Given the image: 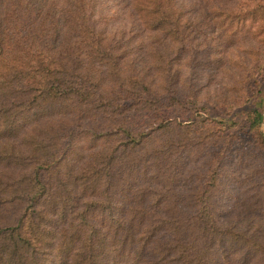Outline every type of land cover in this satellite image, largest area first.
<instances>
[{
  "label": "trees",
  "instance_id": "trees-1",
  "mask_svg": "<svg viewBox=\"0 0 264 264\" xmlns=\"http://www.w3.org/2000/svg\"><path fill=\"white\" fill-rule=\"evenodd\" d=\"M101 5L0 0V264H264L256 234L218 221L221 149L185 194L181 161L211 139L165 135L206 122L227 140L236 122L192 111L186 123L164 119L160 92L123 68ZM122 8L182 43L176 0ZM173 72L167 63L171 100ZM129 114L154 118L137 126ZM262 119L254 109L247 122L264 145Z\"/></svg>",
  "mask_w": 264,
  "mask_h": 264
},
{
  "label": "rangeland",
  "instance_id": "rangeland-1",
  "mask_svg": "<svg viewBox=\"0 0 264 264\" xmlns=\"http://www.w3.org/2000/svg\"><path fill=\"white\" fill-rule=\"evenodd\" d=\"M176 2L182 14L180 45H172L165 33L142 25L137 15L129 18L122 8L127 0H100L105 4L99 8L101 18H107L101 26L106 24L105 34L115 39L113 43L123 54V68L135 71L160 92L166 106L162 107L164 119L186 123L192 111L236 122L230 130L233 136L227 140L217 141L218 131H208L214 124L206 122L193 124L194 130L187 135H165L182 142L211 139L181 161L179 185L185 194L197 186L193 174L204 173L211 155L221 149L224 175L214 198L218 221L256 234L264 244V145L256 142L247 122L249 112L261 110L264 139V0ZM167 63L174 70L172 100L164 88ZM129 116L137 126L154 118ZM158 139L157 134L147 149ZM260 260L258 257V264ZM229 264L238 263L231 257Z\"/></svg>",
  "mask_w": 264,
  "mask_h": 264
}]
</instances>
